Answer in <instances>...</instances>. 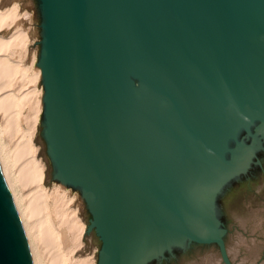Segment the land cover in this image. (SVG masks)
<instances>
[{
    "label": "water",
    "instance_id": "obj_1",
    "mask_svg": "<svg viewBox=\"0 0 264 264\" xmlns=\"http://www.w3.org/2000/svg\"><path fill=\"white\" fill-rule=\"evenodd\" d=\"M1 1L29 13L46 186L77 193L97 264H234L226 202L264 179V0ZM0 264H32L1 168Z\"/></svg>",
    "mask_w": 264,
    "mask_h": 264
},
{
    "label": "bare ground",
    "instance_id": "obj_2",
    "mask_svg": "<svg viewBox=\"0 0 264 264\" xmlns=\"http://www.w3.org/2000/svg\"><path fill=\"white\" fill-rule=\"evenodd\" d=\"M27 15L3 9L0 0V112L6 118L4 125L0 123V168L24 230L32 264H75L82 258L75 260L68 250L75 252L73 247L80 242L86 226L77 209L71 210L72 213L71 206L61 205L67 200L73 202L68 189L62 186L49 189L44 183L46 168L37 157L38 147L34 142L39 108L38 69L29 74L31 67L23 63L29 41V32L23 25ZM18 77L22 84L25 81L32 83V88L22 84L20 88H14ZM33 96L37 97L36 101ZM30 102L35 104L30 115L32 124L23 130L21 120L26 118L23 109ZM5 133L12 141V136L22 134L13 149L8 145L9 140L5 142Z\"/></svg>",
    "mask_w": 264,
    "mask_h": 264
},
{
    "label": "rangeland",
    "instance_id": "obj_3",
    "mask_svg": "<svg viewBox=\"0 0 264 264\" xmlns=\"http://www.w3.org/2000/svg\"><path fill=\"white\" fill-rule=\"evenodd\" d=\"M23 13V12H22ZM27 17V18H26ZM23 19L24 28L29 32V41L27 43V54H25L23 58V63L26 66L31 67L29 70V74L33 73L35 70L38 69V59H37V52L33 34V28L31 19L29 18V13ZM34 63V64H33ZM17 85L16 80L13 84V87L20 88L22 81L17 78ZM30 82L25 81L22 85L24 87L32 88ZM16 85V86H15ZM37 87L39 90V86L37 83ZM16 88V89H18ZM37 99L36 96H33L32 99ZM34 102V101H32ZM30 102V104H26L23 109L25 119L21 120V126L26 130L31 122V116L33 114V107L35 106L34 103ZM28 106V107H27ZM32 108V109H31ZM28 113V114H27ZM30 113V114H29ZM32 113V114H31ZM29 115V118L27 117ZM5 115L3 112H0V123L4 125L5 123ZM28 118V120H27ZM30 121V123H28ZM23 124V125H22ZM28 124V125H27ZM26 126V127H25ZM36 134L34 135V142L37 146L38 144V124L36 129ZM15 134L12 138L8 137V133L3 135L5 142L10 145V149L15 147L14 144H17L18 140L22 137L20 135ZM5 136V137H4ZM16 136V137H15ZM11 137V136H10ZM20 138V139H19ZM11 142V143H9ZM17 142V143H16ZM13 143V144H12ZM37 157L43 164L45 165V179L44 183L46 185V178H47V160L41 158L43 146H37ZM49 189H52L54 186H47ZM69 197L72 199L73 202L69 200L62 202L61 205L63 207H70L71 210L77 209V193L68 190ZM71 195V196H70ZM52 201V200H51ZM68 204V205H66ZM77 211V210H76ZM73 213V212H72ZM78 213V212H77ZM71 214V213H70ZM80 219L86 226V222L78 213ZM224 222L227 225H232L231 231L224 233V238L228 244L230 257L234 264H264V179H262L257 174L252 176L251 178L247 179L246 181L240 183L233 194L230 196L228 201L226 202L225 208V219ZM59 225V221H57ZM63 228L65 224L61 225ZM68 245V244H67ZM66 245V246H67ZM102 247V242L94 238L93 236L86 235V227L84 233L82 234L80 242H76L75 246L72 251L68 250V254H72L75 260H79L82 258V261H76L75 264H97L100 251ZM48 257V256H47ZM86 259V261H85ZM88 259V260H87ZM93 259V261L91 260ZM92 261V262H90ZM71 263V260L69 259ZM78 262V263H77ZM176 264H224L222 262L220 250L213 248L211 246H194L190 247L186 253L176 262Z\"/></svg>",
    "mask_w": 264,
    "mask_h": 264
},
{
    "label": "flooded vegetation",
    "instance_id": "obj_4",
    "mask_svg": "<svg viewBox=\"0 0 264 264\" xmlns=\"http://www.w3.org/2000/svg\"><path fill=\"white\" fill-rule=\"evenodd\" d=\"M45 88V87H44ZM45 121H46V113H45V110H44V123H43V130H42V136H43V139H44V144L46 145V147H47V151H48V155H49V157H50V159H51V162H52V164H53V166H54V169H55V174H56V172H57V167H56V164H55V162H54V160L52 159V156H51V154H50V145H49V142H48V139H47V137H46V123H45ZM54 178L56 179V177H55V175H54ZM56 180H58V179H56ZM58 181H60V180H58ZM61 182V181H60ZM67 185V184H66ZM69 185V184H68ZM71 186V185H70ZM73 187V186H72ZM75 188V187H74Z\"/></svg>",
    "mask_w": 264,
    "mask_h": 264
}]
</instances>
